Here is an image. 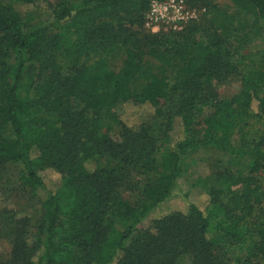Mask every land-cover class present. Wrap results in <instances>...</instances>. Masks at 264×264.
<instances>
[{"label":"trees","instance_id":"1","mask_svg":"<svg viewBox=\"0 0 264 264\" xmlns=\"http://www.w3.org/2000/svg\"><path fill=\"white\" fill-rule=\"evenodd\" d=\"M17 1L32 0H0V166L21 165V179L46 198L37 239L16 232L0 264H175L182 255L223 264L215 257L222 239L247 253L229 264H260L264 222L248 221L259 199L252 175L264 169V132L246 135L253 119L264 124V93L255 88L264 87V61L249 63L235 99L211 89L214 80L241 73L228 48L247 36L235 16L216 0H192L205 7L207 27L149 34L142 28L150 0H64L47 24L29 27ZM230 1L264 21V0ZM146 55L170 68L169 76L155 74ZM125 106L165 113V153L155 157L146 122L133 128L121 120ZM106 123L119 128V140ZM206 146L244 164L250 176L217 175L202 191L203 208L181 176L186 158ZM103 157L110 163L97 166ZM176 198L185 212L167 210ZM149 216L151 226L135 234Z\"/></svg>","mask_w":264,"mask_h":264},{"label":"rangeland","instance_id":"2","mask_svg":"<svg viewBox=\"0 0 264 264\" xmlns=\"http://www.w3.org/2000/svg\"><path fill=\"white\" fill-rule=\"evenodd\" d=\"M64 0H32L29 3L23 1H17L16 6L25 14L24 21L29 27H35L42 24H47L52 19L53 10L62 5ZM67 2L77 3L78 0H65ZM216 5L226 12L233 14L237 21V25L244 26V33L246 38L244 40L241 37L240 46L238 47V41L236 38L229 42L228 48L231 53V60L239 65L240 74L238 76L228 75L218 80H214L211 83V89L216 93L220 99H235L240 93L242 85V76L251 68V65L264 61V21L257 19L252 14L240 13L230 0H216ZM185 12L188 13L187 19L182 24V29L189 24H196L201 27H207L205 17V7L199 2H187L184 0ZM148 9V7H147ZM147 12V10H146ZM145 12V14H146ZM144 14V19H145ZM160 30L156 33H152L144 26L142 30L149 34H159L173 32L170 26L166 23L159 25ZM243 32L239 31L238 36ZM144 62L148 64L152 71L158 76H169L170 68L162 65L158 60L152 56H144ZM241 63V65H240ZM252 63V64H249ZM252 69V68H251ZM253 70V69H252ZM250 81L256 83L254 75L250 76ZM256 91L264 93V87L261 85L255 86ZM73 107H80L81 105L76 101H71ZM166 111L173 110V105L168 103L165 107ZM164 109V111H165ZM251 109L256 111L258 109L256 101L253 102ZM154 115L153 109L149 106L146 107H131L125 106L120 112L121 120L128 126L136 128L142 123L146 122V131L153 139V153L155 157H159L167 150L168 136L166 134V116ZM258 118L252 120L250 124V130L246 135V138H251L252 134L256 131H263L264 128H260L261 124L258 122ZM104 130H107L112 140L117 141L120 139L119 128L115 125H109L108 123L103 125ZM110 163L109 159L100 158L96 161L97 166L107 165ZM21 165L7 161L0 166V262H5L10 257L12 244L16 232H22L23 237L27 235V241L29 243L36 240L37 237V224L40 220L42 213V202L46 198V191L33 187L21 179L20 176ZM225 170L231 172L235 176L246 177L250 176L248 169L244 164L237 163L226 152L206 146L199 148L191 155H189L182 167V181L189 185H193L194 197L201 207L205 208L207 204L206 196L203 194L204 189H209L212 183L216 179V176L223 173ZM253 178L256 181V186L259 193L258 202L254 206L252 215L248 221L251 227H256L260 222H264V169L253 174ZM56 183V178L53 174L49 173L46 184L48 187H53ZM144 183H139V189L137 184L134 185L135 191L141 190ZM255 184V183H254ZM134 193L125 192L124 196L129 197ZM187 205L180 199H174L169 205L166 206L167 210H178L185 212ZM153 216H149L141 220L137 225V231L135 234L144 231L149 228L152 223ZM256 234L252 233L250 240L247 244H252L256 238ZM217 252L215 257L218 260H222L223 264H229L235 261L238 257H243L247 253L240 251L237 245L229 240H218ZM40 249V248H39ZM175 264H193L190 259L182 255ZM260 264H264L263 260Z\"/></svg>","mask_w":264,"mask_h":264},{"label":"built area","instance_id":"3","mask_svg":"<svg viewBox=\"0 0 264 264\" xmlns=\"http://www.w3.org/2000/svg\"><path fill=\"white\" fill-rule=\"evenodd\" d=\"M184 0H150L145 14L144 26L152 33L160 30L159 25L166 23L171 31L182 30V24L187 19Z\"/></svg>","mask_w":264,"mask_h":264}]
</instances>
